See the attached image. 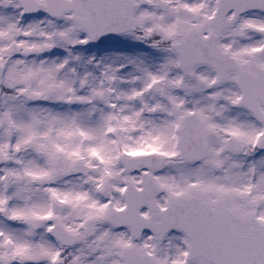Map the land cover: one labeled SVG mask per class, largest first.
<instances>
[{
  "label": "snow or ice",
  "instance_id": "1",
  "mask_svg": "<svg viewBox=\"0 0 264 264\" xmlns=\"http://www.w3.org/2000/svg\"><path fill=\"white\" fill-rule=\"evenodd\" d=\"M0 264H264V0H0Z\"/></svg>",
  "mask_w": 264,
  "mask_h": 264
}]
</instances>
